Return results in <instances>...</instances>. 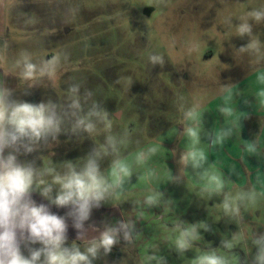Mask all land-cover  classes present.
<instances>
[{"label": "rangeland", "instance_id": "1", "mask_svg": "<svg viewBox=\"0 0 264 264\" xmlns=\"http://www.w3.org/2000/svg\"><path fill=\"white\" fill-rule=\"evenodd\" d=\"M4 2L6 32L0 38V67L14 99L31 103L52 100L66 105L71 98L69 89L79 85L82 102L86 92L92 93L84 103L85 111L94 100L109 113H123L121 118L120 113L112 117L110 132L103 124H98L91 135L62 131L57 142L50 141V147L41 143L37 151L20 155L19 160H35L38 167L62 172L67 167L64 162L82 166L94 146L102 150L109 134L124 141L120 155L130 160L139 149L159 147L163 141L164 148L159 147L147 165H134L137 174L151 168L157 176L138 180L133 175L125 185L126 190L134 188L133 191L114 199L109 211L94 208L85 222L90 238L99 232L92 231L89 225L101 226V231L105 224L119 221V213L121 220L135 221L138 233L133 242L126 244L122 239L110 254L102 255L94 264H150V254L165 257L167 264H198L197 257L213 251L192 243L215 245V253L227 255L221 247L223 239L234 245L232 264H237L238 257L242 259L239 249L246 253L250 264L256 253L253 234L264 232V153L258 148L264 141V96L259 95L264 83L257 79L264 74V19L257 21L249 13L264 10V0ZM146 8L152 9L148 16L144 14ZM241 23L251 25L250 36H238ZM22 53L30 54L38 65L56 57L54 79L44 77L29 88L35 81L20 78L21 68L16 66ZM153 55L162 56L164 64L153 65ZM130 80L133 82L129 88ZM192 107L204 112L203 125L207 123L211 132L232 128V135L223 142L232 161L214 165L230 180L221 195L202 193L200 184L204 181L198 180L191 166L183 169L178 163L188 141L176 135L175 130H183V113ZM220 107L232 108L233 114L222 115ZM247 142L258 149L254 153L247 149L235 151L238 146L244 149ZM208 145L207 136L201 134V147L209 162L214 153L207 149ZM221 145L210 148L216 150ZM112 159L110 155L101 161L102 171ZM168 169L174 177H181L179 183L166 182ZM253 188L257 195L241 208L243 218L230 220L222 206L224 195L235 197ZM149 195L161 200V204L144 206ZM41 199L43 204L48 202L42 196ZM168 200L171 202L165 204ZM201 221L207 222L211 230L204 231L198 225L200 236L186 252L178 253L179 229L175 226L181 223L190 228ZM71 232L73 238L68 236V246L74 243L83 247L86 241H76V230ZM22 251L28 254L23 246Z\"/></svg>", "mask_w": 264, "mask_h": 264}, {"label": "clouds", "instance_id": "2", "mask_svg": "<svg viewBox=\"0 0 264 264\" xmlns=\"http://www.w3.org/2000/svg\"><path fill=\"white\" fill-rule=\"evenodd\" d=\"M249 15L259 21L264 19V10H253ZM237 31L240 37L250 36L252 27L249 23H241ZM150 61L153 65L164 64L163 57L158 55L151 56ZM56 63V57H52L38 65L32 61L30 54L22 53L16 66L21 68L20 78L35 81L28 86L31 88L44 77L52 81L56 75ZM257 79L264 83V74ZM132 82L130 80L129 88ZM69 91L71 98L66 105L52 100L31 103L14 99L13 90L6 87L5 82L0 79V264H94L102 255L106 257L110 254L113 247L121 243V239L128 244L138 235L135 221L128 219L105 224L102 231L89 225L92 231L99 232L89 238L85 222L91 218L94 208L123 196L128 191L125 185L133 175L138 180L157 176L155 169L151 168H147L143 174H137L134 165H147L157 154L159 147H163V141L159 147L139 149L131 154L130 160L120 155L124 141L109 134L102 150L94 146L85 156L82 166H76L71 161L64 162L67 167L62 172L51 167H38L35 160L18 159L20 155L37 151L41 143L50 147V141L57 142L62 131L70 130L74 134L86 132L91 135L97 130L98 124H103L105 131L110 132L112 117L116 118L117 113L121 114L120 118L123 116L122 112L109 113L101 103L94 100L85 111L84 103L91 99L92 93L86 92L82 102L79 85H73ZM259 95L264 96V91ZM229 99L230 97L226 98L225 103ZM218 111L222 115L231 116L234 110L220 107ZM203 113L196 107L184 111L181 123L184 125L183 130L176 129L175 134L186 138L188 143L178 163L183 169L191 166L196 171L198 180L204 181L200 184L202 193L221 195L230 180H226L223 172L208 162V155L201 147ZM205 135L210 140V146L221 145L232 135V128H221ZM6 150H9L7 154ZM247 150L254 153L255 145L249 144ZM172 153L175 155V151ZM110 155L113 159L109 167L102 171L101 161ZM167 177L166 182L179 183L181 180V177H174L169 169ZM34 191H38L49 204H37L32 199ZM158 195L163 197L159 191ZM256 195L254 188L242 190L235 197L225 194L222 201L225 215L232 221L242 219L241 208L253 201ZM170 202L171 200L164 201L165 204ZM143 204L151 208L159 206L161 200L149 195ZM49 205L68 208V211L60 216L52 213ZM68 219H71V227L77 232V240L86 241L83 247L74 243L68 246ZM198 225L204 231L211 230L205 221L190 228L183 227L181 223L175 226L179 229L176 242L178 253L186 252L191 247V242L200 236ZM37 244L40 246L33 247ZM252 244L256 253L251 264H264V232L253 234ZM22 246L27 250V255L22 251ZM221 247L231 250L234 245L230 240L223 239ZM196 259L198 264H232L230 256L219 255L214 251ZM148 260L150 264L152 261L167 264L165 257L154 254H150ZM237 264H249V261L238 257Z\"/></svg>", "mask_w": 264, "mask_h": 264}, {"label": "crops", "instance_id": "3", "mask_svg": "<svg viewBox=\"0 0 264 264\" xmlns=\"http://www.w3.org/2000/svg\"><path fill=\"white\" fill-rule=\"evenodd\" d=\"M5 0H0V38H2V37H5V32H6V27H5V24H6V18H5V16H6V14H5V2H4ZM0 79H2L4 82H5V80H4V75H3V71L1 70V67H0ZM208 113V115H210L209 113H211L210 111H207ZM249 113V112H248ZM248 113H246L245 115H243V119L242 120H244L245 119V117H246V115H248ZM209 117V116H208ZM206 124V126L205 125H203V131H202V136H206L205 135V133H210L211 132V129H210V127H209V125L207 124V123H205ZM262 132V131H261ZM246 134V133H245ZM262 137H264V133H262L261 134V138ZM207 139H208V137H207ZM248 139V138H247ZM246 141V140H245ZM184 142V140L182 141V143ZM208 142H210V140L208 139ZM181 143V144H182ZM262 143H264V141H262L261 142V145H258V148L260 147V149H261V153H264V152H262V150H264V144H262ZM249 144H252V143H249V142H247V146L249 145ZM209 146V145H208ZM223 146V147H222ZM224 144H222L220 147H218L216 150H213L212 148H210V146L209 147H207V149H210L211 150V152L212 153H214V155H213V157H211L212 158V160L210 159V156H209V163L210 162H212L214 165L216 164L215 162H218V164L219 165H225V164H227V163H229L230 161H232L227 155H226V152H225V148H224ZM247 146H244V149H242L243 147H241V146H238L237 148H236V152H238L239 153V151H245L246 149H247ZM258 148H256L255 147V149L257 150ZM262 155V154H261ZM128 191L127 192H131V191H133L134 190V188H129V189H127ZM126 192V193H127ZM125 193V194H126ZM124 194V195H125ZM53 195H55V192L53 193ZM32 199L33 200H35V202L37 203V204H41V203H43L44 201H43V199H41V196L38 194V191H34L33 193H32ZM44 204H46V205H48L49 204V202H45ZM103 210H105V211H109V210H111L113 207H114V200L110 203V202H106V203H103L101 206H100ZM49 208H50V211L52 212V213H54V214H57V215H60V216H64L65 214H66V212L68 211V208H61V207H57V206H55V205H49ZM95 212V211H94ZM96 213V215H98V212L96 211L95 212ZM113 215V214H112ZM112 215H111V219H112ZM104 216V215H103ZM117 217H118V220L120 221L121 219V214H117ZM115 222H116V220H114ZM113 221V222H114ZM67 223L69 224V228H68V236H70L71 238H73V236H71L70 235V233H72L71 231H75V229L74 228H72V230H71V224H72V221H71V219H68V221H67ZM97 229H102V227L101 226H99V227H97ZM69 231H70V233H69ZM102 231V230H101ZM243 231V230H242ZM245 237V236H244ZM122 240V239H121ZM76 241H78L77 239H76ZM192 244H195L194 246L195 247H202V248H206V249H210L211 251H214L215 249H216V246L215 245H211V246H205V245H200V243H197V242H194V243H192ZM225 253L228 255V256H230V257H232L233 256V254L235 253L236 254V252H234L233 250H226L225 251ZM239 253L241 254V256H242V259L241 260H244L245 258H247V255H246V253H244V252H242L240 249H239ZM250 264H251V262H250Z\"/></svg>", "mask_w": 264, "mask_h": 264}, {"label": "water", "instance_id": "4", "mask_svg": "<svg viewBox=\"0 0 264 264\" xmlns=\"http://www.w3.org/2000/svg\"><path fill=\"white\" fill-rule=\"evenodd\" d=\"M152 12V9H150V8H146L145 10H144V14L145 15H150V13Z\"/></svg>", "mask_w": 264, "mask_h": 264}]
</instances>
